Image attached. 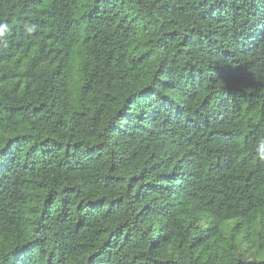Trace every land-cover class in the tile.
I'll use <instances>...</instances> for the list:
<instances>
[{
  "label": "trees",
  "instance_id": "trees-1",
  "mask_svg": "<svg viewBox=\"0 0 264 264\" xmlns=\"http://www.w3.org/2000/svg\"><path fill=\"white\" fill-rule=\"evenodd\" d=\"M3 25L0 264H264V0H0Z\"/></svg>",
  "mask_w": 264,
  "mask_h": 264
},
{
  "label": "clouds",
  "instance_id": "clouds-1",
  "mask_svg": "<svg viewBox=\"0 0 264 264\" xmlns=\"http://www.w3.org/2000/svg\"><path fill=\"white\" fill-rule=\"evenodd\" d=\"M8 30H9L8 25L0 26V37H4L7 34ZM34 30H35L34 26H30L27 28L28 32H32ZM253 150L257 154L259 160L261 162H264V138L258 140Z\"/></svg>",
  "mask_w": 264,
  "mask_h": 264
}]
</instances>
